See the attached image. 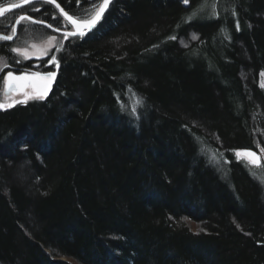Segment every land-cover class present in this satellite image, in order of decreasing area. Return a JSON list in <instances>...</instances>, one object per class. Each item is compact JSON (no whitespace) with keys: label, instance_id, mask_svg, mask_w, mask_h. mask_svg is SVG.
<instances>
[{"label":"trees","instance_id":"16d2710c","mask_svg":"<svg viewBox=\"0 0 264 264\" xmlns=\"http://www.w3.org/2000/svg\"><path fill=\"white\" fill-rule=\"evenodd\" d=\"M57 1L80 19L101 2ZM200 2L115 0L91 33L19 64L5 45L54 34L23 21L0 41L7 71H57L49 97L0 110V264H264V167L233 154L264 149V0L185 23ZM21 14L63 20L30 4L0 24Z\"/></svg>","mask_w":264,"mask_h":264},{"label":"snow or ice","instance_id":"6c2138e0","mask_svg":"<svg viewBox=\"0 0 264 264\" xmlns=\"http://www.w3.org/2000/svg\"><path fill=\"white\" fill-rule=\"evenodd\" d=\"M183 3L188 4L189 0H182ZM65 3H68V0H65ZM79 3V0H77ZM111 0H101L98 5H93L95 9L94 12L90 14L89 19H80L77 14L72 13L70 11H66L65 7L61 6V3L57 2V0H40L38 3H33V0H19L18 3L8 4L7 6L0 7V18L4 17L6 12L11 11L14 8H20L23 5H32V11L39 12L41 10L42 5H51L54 9L59 11V15L63 17L60 26L54 27L52 23H47L42 19H34L31 15L28 14H21L18 18L15 19L14 23L9 27L6 24H0V41L4 42H11L17 36V25H19L22 21H30L33 25L40 24L46 28L52 29V32L61 31L63 28L62 33V40H67L69 37H83L87 30H90L98 20L102 17L103 13L107 10ZM219 4V0H212V3L209 4L208 0H201L200 4L197 5L195 9L191 11V14L185 18V23L191 22L192 19L196 18L200 15V13L204 12L206 9L210 8L211 11L209 12L206 18H219V13L217 12V7ZM233 15H236L235 11L233 10ZM50 19L55 21L57 19L56 14L53 12L50 16ZM70 24L72 26L71 31L67 29V25ZM237 30L239 29V22L237 21L235 24ZM7 30V31H6ZM224 33L226 39H230V35L225 29H221ZM170 40L176 39L175 36L168 37ZM192 39L196 40L199 37L193 33ZM54 43L57 41V37L55 35H47L46 40L44 41L45 44L49 45V47H54L56 49V53H60L64 50L63 42ZM8 47V50L15 54L13 56V63L19 64L22 60H27L33 58V55H36V58H39L40 55H47L49 49H38L37 45L34 43H30V40H25L24 46L19 44L15 46L5 45ZM188 45L185 44L184 47ZM31 49H35L36 52L30 51ZM48 63L55 64L57 70L60 67V60L57 58V55L53 54L51 59ZM11 65L8 63V58L4 56H0V72H4V69L10 68ZM57 75V71H49L47 73L41 74L39 71L34 73H29L27 71L21 72L19 75L15 74L13 71H7L2 77H0V110L5 108L14 107L16 104H24L26 105L29 100L32 99H44L48 92L51 89V84L55 80ZM261 83L260 87L264 88V72H261ZM41 82V86L37 87V82ZM15 97H21L20 99H15ZM8 102L5 103L4 100ZM137 104H140L141 101L137 99ZM125 107L124 104H121V108ZM131 112L133 114L136 113V107H132ZM198 141H200L199 137H196ZM202 147L200 149L201 154L205 152L211 153L209 156L210 162L219 163L220 160L217 159L216 150L211 149L210 146L203 145V142L200 141ZM264 152V149L260 150ZM233 154L237 161H243L245 166L252 168H260L264 167V160L261 157L251 150H233ZM220 159H224V154L221 152L219 153ZM225 163H228L225 160ZM261 183H264V179L261 180Z\"/></svg>","mask_w":264,"mask_h":264},{"label":"rangeland","instance_id":"374dc122","mask_svg":"<svg viewBox=\"0 0 264 264\" xmlns=\"http://www.w3.org/2000/svg\"><path fill=\"white\" fill-rule=\"evenodd\" d=\"M17 2H19V1H17ZM17 2H15V3H17ZM40 2V1H39ZM36 3H38V2H36ZM10 4H13V3H10ZM185 4V3H184ZM189 4V3H188ZM188 4H185V5H188ZM8 5V4H7ZM0 7H2V6H0ZM7 13V12H6ZM5 13V14H6ZM26 22H30V21H26ZM67 29L68 30H72V28H71V26L68 24L67 25ZM18 35V34H17ZM55 35V34H54ZM56 37H57V41L56 42H54V43H59V42H61V40H62V35H55ZM17 38V37H16ZM69 38H72V37H69ZM25 40H30V43H34V44H36L37 45V48L38 49H44V48H48L49 49V51H50V49H52L53 47H49V45H47V44H45L44 43V41L46 40V38H39V39H37V41H32V40H34V39H30V36H27L26 38L25 37H23V43H22V45L24 46V42H25ZM64 41L65 40H62V42L64 43ZM30 51H33V52H36V50L35 49H31L30 48ZM49 51H48V53H49ZM45 55H40V57L39 58H42V57H44ZM34 58H36V55H33V58H31V59H34ZM38 58V59H39ZM27 60H30V59H27ZM23 61H25V60H23ZM7 69L8 68H6V69H4V72L5 71H7ZM1 73V72H0ZM5 74H6V72H5ZM4 75V74H3ZM21 97H15V99H20ZM33 100V99H32ZM4 102L5 103H7L8 101L5 99L4 100ZM260 157H261V159L262 160H264V152H259V153H257ZM190 226H191V228L193 229V230H195V231H200L201 229H200V225L198 224H196V223H190ZM61 260H64V259H61Z\"/></svg>","mask_w":264,"mask_h":264},{"label":"water","instance_id":"95a60500","mask_svg":"<svg viewBox=\"0 0 264 264\" xmlns=\"http://www.w3.org/2000/svg\"><path fill=\"white\" fill-rule=\"evenodd\" d=\"M40 0H33V3H36V2H39ZM115 0H111V3L109 4V6H108V8H107V10L103 13V15H102V17L98 20V22L95 24V26L94 27H92L90 30H87L86 32H85V35L84 36H86V35H88L89 33H91L94 29H95V27L100 23V21L103 19V17L105 16V14L107 13V11L109 10V8L111 7V5L113 4V2H114ZM58 2V1H57ZM30 5V4H29ZM4 6H7V5H4ZM4 6H2V7H4ZM25 6H27V5H23L22 7H20V8H14V9H12V10H19V9H21V8H23V7H25ZM11 10V11H12ZM34 19H36L35 17H33ZM23 22V21H22ZM21 22V23H22ZM46 22V21H45ZM20 23V24H21ZM48 23V22H47ZM20 24L19 25H17L16 27H17V34H18V29H19V26H20ZM36 25H39V26H43V25H40V24H36ZM70 25V24H69ZM71 26V25H70ZM44 27V26H43ZM55 27V26H54ZM46 28V27H45ZM71 28H72V26H71ZM47 29H49L51 32H52V29H50V28H47ZM73 30V29H72ZM69 31H71V30H69ZM53 33H55V34H57V35H62V33H63V29H61V31H58V32H53ZM17 37V36H16ZM16 37L14 38V40L16 39ZM76 37H79V36H76ZM72 38H75V37H72ZM13 40V41H14ZM12 42V41H11ZM15 74H17V75H19L20 73H15ZM56 79V78H55ZM55 81V80H54ZM54 81L52 82V84H51V89H50V91L48 92V94H47V96L46 97H49L50 96V94L52 93V91H53V84H54ZM41 86V82H37V87H40Z\"/></svg>","mask_w":264,"mask_h":264},{"label":"bare ground","instance_id":"6f19581e","mask_svg":"<svg viewBox=\"0 0 264 264\" xmlns=\"http://www.w3.org/2000/svg\"><path fill=\"white\" fill-rule=\"evenodd\" d=\"M18 3V2H17ZM10 4V3H9ZM14 4V3H13ZM28 6V5H27ZM26 7V6H25ZM24 8V7H23ZM22 9V8H21ZM21 9H19V10H21ZM53 33V32H52ZM53 34H55V33H53ZM56 35V34H55Z\"/></svg>","mask_w":264,"mask_h":264}]
</instances>
